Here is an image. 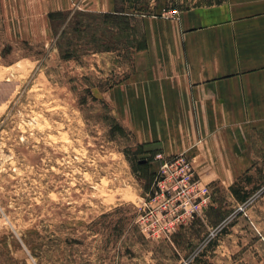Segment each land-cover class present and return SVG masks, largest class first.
I'll return each mask as SVG.
<instances>
[{
    "label": "rangeland",
    "instance_id": "1",
    "mask_svg": "<svg viewBox=\"0 0 264 264\" xmlns=\"http://www.w3.org/2000/svg\"><path fill=\"white\" fill-rule=\"evenodd\" d=\"M191 3L117 0L124 22L64 11L46 44L8 39L0 13V264H264L263 150L245 172L246 201L235 180L206 182L212 204L169 237L136 222L155 150L102 92L132 73L142 17Z\"/></svg>",
    "mask_w": 264,
    "mask_h": 264
},
{
    "label": "crops",
    "instance_id": "2",
    "mask_svg": "<svg viewBox=\"0 0 264 264\" xmlns=\"http://www.w3.org/2000/svg\"><path fill=\"white\" fill-rule=\"evenodd\" d=\"M117 7L116 0H0L3 34L44 44L53 35L50 12ZM178 11L142 17L146 46L102 98L136 142L185 152L204 183L230 185L264 152V0H193Z\"/></svg>",
    "mask_w": 264,
    "mask_h": 264
},
{
    "label": "built area",
    "instance_id": "3",
    "mask_svg": "<svg viewBox=\"0 0 264 264\" xmlns=\"http://www.w3.org/2000/svg\"><path fill=\"white\" fill-rule=\"evenodd\" d=\"M162 14L177 17L171 8ZM155 164L150 190L143 198V211L136 219L146 237H169L180 225L203 214L212 204L209 186L196 173L191 157L185 152L165 154L156 150L152 154Z\"/></svg>",
    "mask_w": 264,
    "mask_h": 264
},
{
    "label": "trees",
    "instance_id": "4",
    "mask_svg": "<svg viewBox=\"0 0 264 264\" xmlns=\"http://www.w3.org/2000/svg\"><path fill=\"white\" fill-rule=\"evenodd\" d=\"M117 1V0H116ZM63 11H54V12H50L48 14L49 19L52 20L55 17H61L63 15ZM105 17H109V18H119L122 17L123 18V22L125 21V17L126 15H124V10L121 7H117L115 9L114 12L111 13H104L103 14ZM146 46V41L143 35L142 41L140 44L137 45V47H135L137 50L139 49H143ZM249 181H251V177L249 176V174H243L240 177L237 178V180H235L230 186L229 189L232 193V195L241 202L246 201V199L248 198L250 191L252 189H246V187L242 184L243 182H247L249 183ZM253 188V187H252Z\"/></svg>",
    "mask_w": 264,
    "mask_h": 264
}]
</instances>
